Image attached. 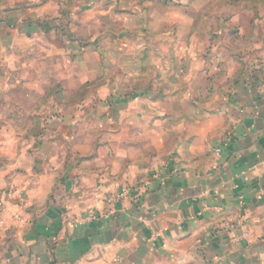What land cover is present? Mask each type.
Listing matches in <instances>:
<instances>
[{"label":"crops","instance_id":"1","mask_svg":"<svg viewBox=\"0 0 264 264\" xmlns=\"http://www.w3.org/2000/svg\"><path fill=\"white\" fill-rule=\"evenodd\" d=\"M256 87H238L231 109L202 108L197 88L158 95L191 102L124 109L127 141L116 133L88 152L62 121L1 136L0 264H264V81ZM166 114L189 126L164 157L148 137L166 133Z\"/></svg>","mask_w":264,"mask_h":264},{"label":"rangeland","instance_id":"2","mask_svg":"<svg viewBox=\"0 0 264 264\" xmlns=\"http://www.w3.org/2000/svg\"><path fill=\"white\" fill-rule=\"evenodd\" d=\"M259 81L264 0H0L4 139H30L62 121L78 125L88 152L116 133L127 141L124 109H183L191 101L156 97L190 88L202 91L193 101L202 108L231 109L236 89ZM163 118L166 133H148V144H163L166 157L178 136L188 138L189 121Z\"/></svg>","mask_w":264,"mask_h":264}]
</instances>
